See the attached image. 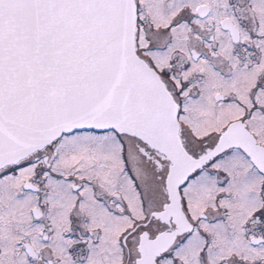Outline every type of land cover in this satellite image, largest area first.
<instances>
[{
  "label": "snow or ice",
  "instance_id": "obj_1",
  "mask_svg": "<svg viewBox=\"0 0 264 264\" xmlns=\"http://www.w3.org/2000/svg\"><path fill=\"white\" fill-rule=\"evenodd\" d=\"M0 264H264V0H0Z\"/></svg>",
  "mask_w": 264,
  "mask_h": 264
}]
</instances>
